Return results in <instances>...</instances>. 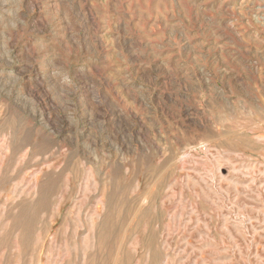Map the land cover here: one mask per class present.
I'll use <instances>...</instances> for the list:
<instances>
[{
    "label": "rangeland",
    "instance_id": "obj_1",
    "mask_svg": "<svg viewBox=\"0 0 264 264\" xmlns=\"http://www.w3.org/2000/svg\"><path fill=\"white\" fill-rule=\"evenodd\" d=\"M0 264H264V0H0Z\"/></svg>",
    "mask_w": 264,
    "mask_h": 264
}]
</instances>
